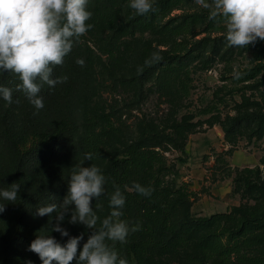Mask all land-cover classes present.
Masks as SVG:
<instances>
[{"label":"rangeland","instance_id":"374dc122","mask_svg":"<svg viewBox=\"0 0 264 264\" xmlns=\"http://www.w3.org/2000/svg\"><path fill=\"white\" fill-rule=\"evenodd\" d=\"M163 1L153 0V5ZM129 5L130 0H94L87 22L93 27L80 37L92 58V68L90 89L82 95L77 119L81 128L90 120L100 138L99 156L83 166L95 164L103 170L123 144L150 128L183 146L181 152L167 141L163 153L177 169L176 175L166 179L167 191L185 184L194 193L186 203L173 199L182 219L256 206L264 194L245 187L241 177L264 180V164L260 163L264 133L258 137L256 124H250L227 136L224 125L235 115L264 109V68L247 79L235 75L264 64V58L256 59L251 44L247 48L229 46L224 24L219 29L208 27L210 9L196 0L166 12L154 21L153 28L146 27L140 21L143 15ZM195 15L203 21L193 23ZM176 25L179 33H174ZM259 41L264 45V40ZM176 53L193 56L179 74L168 67ZM181 80L188 82L187 94L178 89ZM255 166L257 171L242 172ZM226 171L231 175L219 179ZM205 233L206 229L190 232L186 245L149 256L147 263L209 264L200 252Z\"/></svg>","mask_w":264,"mask_h":264},{"label":"trees","instance_id":"16d2710c","mask_svg":"<svg viewBox=\"0 0 264 264\" xmlns=\"http://www.w3.org/2000/svg\"><path fill=\"white\" fill-rule=\"evenodd\" d=\"M93 1L88 0L89 11ZM191 1L164 0L161 5H153V10L143 15L140 21L153 28L154 21L160 20L166 12ZM192 20L193 23H200L203 18L195 15ZM206 24L219 29L224 23L220 17L210 19L209 15ZM173 29L174 33H179V25ZM251 47L256 59L264 58V45L258 39ZM183 49L180 48V51ZM78 59L84 60L83 67L77 63ZM192 60L193 56L176 53L172 60H168V67L179 74ZM91 68L92 58L84 51L79 37L74 40L63 64L53 66L52 78L67 76V81L54 87L43 84L37 94L44 103L40 110L20 88L21 81L17 75L0 71V86L11 90L13 101L9 104L0 96V189L9 188L12 183L20 185L15 202L0 197V205L5 204V211L0 213V264H42L38 254L30 250L31 242L40 234L54 237L61 245L71 237L83 235L81 248L92 234L93 230L82 223H69L70 213L60 222V226L68 231V236L49 231L56 223L55 213L51 222L49 216L37 215L39 207L52 203L59 205L63 201L73 167L92 162L100 154V138L94 133V124L87 120L81 128L77 119L82 95L90 89ZM263 68L264 64H257L243 70L241 75L251 78ZM178 89L187 94L188 82H178ZM250 124H256L254 134L262 136L264 109L233 116L224 125V132L231 136ZM167 141L182 152V144L161 131L145 128L108 158L102 170L106 178L105 191L92 201L93 210L99 218L96 228L99 229L103 219L110 215V196L118 186L125 197L121 219L128 223L129 233L124 243L106 242L114 245L128 264H148L147 257L186 245L190 232L206 229L200 252L209 264H264V200L251 208L232 207L209 217L182 219L176 212L173 199L186 203L194 193L186 189L185 184L167 191L166 179L170 174H177L174 164H168L163 154ZM86 153L93 154L91 161L85 159ZM260 163L264 164V157ZM257 169L258 166L244 168L242 172L251 173ZM230 175L226 171L219 179ZM241 180L245 187L264 194V180L249 181L246 177H241ZM171 181L176 184L173 177ZM136 183L152 188V194H139L134 188ZM135 225H139V230L131 231ZM72 264H77V261Z\"/></svg>","mask_w":264,"mask_h":264},{"label":"clouds","instance_id":"9594fccd","mask_svg":"<svg viewBox=\"0 0 264 264\" xmlns=\"http://www.w3.org/2000/svg\"><path fill=\"white\" fill-rule=\"evenodd\" d=\"M196 3L210 9V19H222L229 46L247 48L257 39L264 40V0H196ZM129 6L137 14L145 15L153 10V0H130ZM91 16L88 0H0V71L19 77L20 88L37 110L44 107L43 98L37 95L43 84L54 87L67 81V76L52 78L53 66L62 65L74 40L93 27L87 23ZM77 63L83 67L85 62L78 59ZM235 75L239 78L241 73L237 71ZM0 96L9 104L13 102L7 87L0 86ZM85 159L91 161L93 154L86 153ZM105 183L102 170L95 164L73 167L63 201L38 208L37 215L49 216L50 222L52 214H56V223L49 231L68 236V231L60 226L68 213L69 223H82L93 230L82 248L83 235L71 237L64 245L48 234L37 235L30 250L38 254L42 264H72L74 260L77 264H128L114 245L106 242L124 243L129 233L128 223L121 219L125 197L118 186L110 196V215L96 228L99 218L92 201L104 193ZM134 188L144 196L153 191L139 183ZM19 190L20 185L12 183L9 188L0 189V197L15 202ZM4 211L2 204L0 213ZM138 230L139 225L131 228Z\"/></svg>","mask_w":264,"mask_h":264},{"label":"crops","instance_id":"0c3cea01","mask_svg":"<svg viewBox=\"0 0 264 264\" xmlns=\"http://www.w3.org/2000/svg\"><path fill=\"white\" fill-rule=\"evenodd\" d=\"M195 172H197V171H195Z\"/></svg>","mask_w":264,"mask_h":264}]
</instances>
